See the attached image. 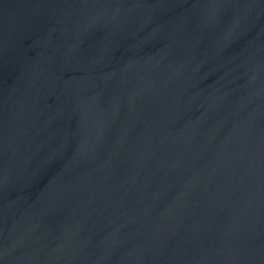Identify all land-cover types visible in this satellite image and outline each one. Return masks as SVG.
Returning <instances> with one entry per match:
<instances>
[{
  "label": "water",
  "instance_id": "water-1",
  "mask_svg": "<svg viewBox=\"0 0 264 264\" xmlns=\"http://www.w3.org/2000/svg\"><path fill=\"white\" fill-rule=\"evenodd\" d=\"M0 264H264V0H0Z\"/></svg>",
  "mask_w": 264,
  "mask_h": 264
}]
</instances>
